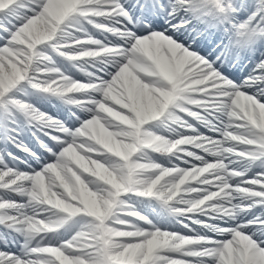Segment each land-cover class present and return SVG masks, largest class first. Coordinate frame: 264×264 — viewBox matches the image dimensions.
I'll return each instance as SVG.
<instances>
[{"label": "snow or ice", "instance_id": "1", "mask_svg": "<svg viewBox=\"0 0 264 264\" xmlns=\"http://www.w3.org/2000/svg\"><path fill=\"white\" fill-rule=\"evenodd\" d=\"M0 264H264V0H0Z\"/></svg>", "mask_w": 264, "mask_h": 264}]
</instances>
